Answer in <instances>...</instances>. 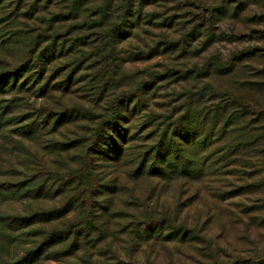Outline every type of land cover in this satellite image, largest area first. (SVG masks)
<instances>
[{
    "label": "trees",
    "instance_id": "16d2710c",
    "mask_svg": "<svg viewBox=\"0 0 264 264\" xmlns=\"http://www.w3.org/2000/svg\"><path fill=\"white\" fill-rule=\"evenodd\" d=\"M116 1L0 0V136L9 134L15 147L31 142L55 160L52 177L30 182L24 192L31 193L29 203H53V209L6 219L42 240L17 263L39 264L51 250L63 264H120L127 252L132 258L150 248L192 244L198 217L187 227L180 222L185 211L203 204L209 218L213 199L199 186L209 184L226 157L216 160L211 116L201 127L192 112L153 117L145 85L138 88L142 96L111 97L116 37L131 41L162 19L149 12L158 0H121V11ZM118 57L122 69L136 61L121 51ZM32 98L57 104L36 115L29 112L33 104L29 110L23 104ZM103 102L106 110H97ZM42 163L38 157L29 169L40 174L34 180L49 173ZM7 188L0 186V193Z\"/></svg>",
    "mask_w": 264,
    "mask_h": 264
},
{
    "label": "rangeland",
    "instance_id": "374dc122",
    "mask_svg": "<svg viewBox=\"0 0 264 264\" xmlns=\"http://www.w3.org/2000/svg\"><path fill=\"white\" fill-rule=\"evenodd\" d=\"M158 2L149 11L156 18L162 16L155 28L128 42L116 37V90L111 97L142 96L138 88L145 85L143 97L147 96V112L153 117L192 112L198 115L201 127L205 123L202 119L210 115L216 160L222 154L226 157L222 164L217 162L209 184L199 186L202 194L208 193L213 199L209 218H203V204L199 213L181 214L186 220L180 217V222L187 227L195 226L198 217V234L192 244L165 250L150 248L132 258L127 252L119 263L264 264V0ZM123 4L117 0L116 9L123 10ZM122 15H116L120 22ZM163 20L165 28L160 29ZM116 28H120L117 21ZM119 51L136 61L126 62L122 69ZM91 86L96 92V83ZM87 96L91 101V93ZM23 104L28 110L33 104L35 108L29 112L39 115L48 104L57 102L32 98ZM98 106L97 110H106L104 102ZM104 110L98 111L97 117ZM9 138V134L0 136L4 139L0 142V186L8 187L7 192L0 193V264H15L24 258L26 250L42 243L33 237V230L6 219L28 217L38 209L55 206L29 203L31 193L24 195L25 190L31 191L30 182L52 177L49 168L54 156L50 151L44 156L28 141L10 146ZM38 157H43L41 168L49 173L34 180L40 174L29 169L37 165L33 163ZM22 184L27 187L21 194L15 193ZM53 255L49 250L39 264H63Z\"/></svg>",
    "mask_w": 264,
    "mask_h": 264
}]
</instances>
